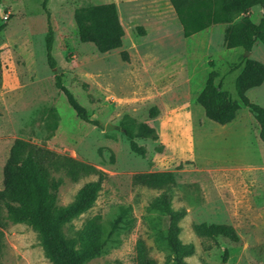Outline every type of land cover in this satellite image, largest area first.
I'll return each instance as SVG.
<instances>
[{
    "label": "rangeland",
    "instance_id": "obj_1",
    "mask_svg": "<svg viewBox=\"0 0 264 264\" xmlns=\"http://www.w3.org/2000/svg\"><path fill=\"white\" fill-rule=\"evenodd\" d=\"M107 3L115 4L124 37L121 48L101 54L80 42L73 15L79 7ZM41 4L0 0V190L10 148L20 139L96 171L77 181L54 173L62 180L60 207L72 203L84 184L103 177L92 208L62 228L76 247L92 223L106 240L86 264H137L139 243L154 264H173L164 215L150 208L164 191L171 208L185 212L178 238L193 253L184 264H264V143L235 91L246 52L224 47L225 26L185 39L168 0H48L56 69L89 118L99 121L96 127L80 120L54 85ZM248 17L257 24L261 8L253 7ZM247 58L264 64V46L257 41ZM211 71L218 73L215 84L240 106L224 126L207 119L196 101ZM246 96L264 108V83ZM142 124L156 137H137ZM164 172L175 177L169 190L133 182L138 174ZM119 217L122 222L107 239ZM5 223L0 264H52L35 230ZM200 224L228 226L238 240L199 236L194 226Z\"/></svg>",
    "mask_w": 264,
    "mask_h": 264
},
{
    "label": "trees",
    "instance_id": "obj_2",
    "mask_svg": "<svg viewBox=\"0 0 264 264\" xmlns=\"http://www.w3.org/2000/svg\"><path fill=\"white\" fill-rule=\"evenodd\" d=\"M48 0H42V10L46 16L45 57L48 67L54 71V85L62 92L77 117L85 123L100 127L97 120H91L87 110L64 86L62 74L56 69L53 57V29L50 23ZM181 26L183 37L189 38L215 25H225L223 44L227 49H242L251 52L259 41L264 46V0H168ZM253 7H260L262 17L257 24L248 14ZM241 17V18H240ZM74 22L81 43H90L101 53L121 48L124 30L119 21L114 3L79 7L74 11ZM240 18L239 20H237ZM143 34L141 28H137ZM124 60L127 54L121 53ZM243 67L235 80V91L242 105L248 108L259 126V139L264 143V108L252 103L246 93L264 83V64L256 60L241 57ZM210 66L212 64L210 63ZM218 73L211 71L196 101L210 121L224 126L231 123L240 108L229 94L215 84ZM132 138V134L127 132ZM137 137L155 138L153 128L142 124L138 127ZM131 147L137 150L135 143ZM63 172L72 181L80 176L96 174L89 166L66 158L47 149L37 147L17 139L10 148L9 156L3 167V188L0 190V251L2 247V229L5 221L23 223L35 230L42 247L52 264H86L100 255L106 240L100 239V233L92 223L91 230L82 238L80 246L63 236L65 224L88 211L94 205L101 190L103 177L84 184L77 192L72 203L65 207L57 205V193L62 180L54 173ZM136 185L151 189L169 190L175 185V177L170 172L138 174L133 177ZM150 208L164 215L166 224L165 241L172 253L173 264H184V259L191 256L193 247L185 245L178 238L181 228L178 223L185 215L183 209L173 210L170 196L164 191L150 205ZM122 218L111 226L107 239L118 228ZM195 232L205 238L222 236L232 242L238 240L234 230L225 225L194 226ZM228 258L224 252L223 261ZM137 264H154L149 259L141 243L137 246Z\"/></svg>",
    "mask_w": 264,
    "mask_h": 264
},
{
    "label": "water",
    "instance_id": "obj_3",
    "mask_svg": "<svg viewBox=\"0 0 264 264\" xmlns=\"http://www.w3.org/2000/svg\"><path fill=\"white\" fill-rule=\"evenodd\" d=\"M250 55V52H246L245 57L247 58ZM109 127H107L108 129Z\"/></svg>",
    "mask_w": 264,
    "mask_h": 264
},
{
    "label": "crops",
    "instance_id": "obj_4",
    "mask_svg": "<svg viewBox=\"0 0 264 264\" xmlns=\"http://www.w3.org/2000/svg\"><path fill=\"white\" fill-rule=\"evenodd\" d=\"M225 26V25H224ZM223 33H224V30H223Z\"/></svg>",
    "mask_w": 264,
    "mask_h": 264
}]
</instances>
